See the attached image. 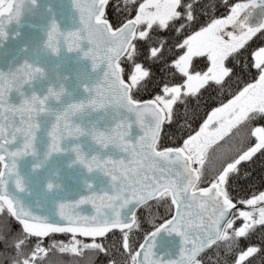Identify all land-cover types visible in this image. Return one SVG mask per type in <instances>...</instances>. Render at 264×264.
Returning a JSON list of instances; mask_svg holds the SVG:
<instances>
[{
	"label": "snow or ice",
	"instance_id": "snow-or-ice-1",
	"mask_svg": "<svg viewBox=\"0 0 264 264\" xmlns=\"http://www.w3.org/2000/svg\"><path fill=\"white\" fill-rule=\"evenodd\" d=\"M38 3L0 0V40ZM69 4L41 45L86 61L81 95L67 73L25 91L46 77L26 57L0 68V264H264V0ZM69 152L80 189L26 200L20 161Z\"/></svg>",
	"mask_w": 264,
	"mask_h": 264
},
{
	"label": "water",
	"instance_id": "water-1",
	"mask_svg": "<svg viewBox=\"0 0 264 264\" xmlns=\"http://www.w3.org/2000/svg\"><path fill=\"white\" fill-rule=\"evenodd\" d=\"M51 4V9L45 7L46 4ZM30 10L24 12L19 25L9 26V36L7 39L0 40V68L8 69L13 67L22 58L39 62L44 65L46 69V77L33 80L31 84L25 83L23 85L25 91L31 89L43 90L45 84L49 80L55 81L63 79L65 73L68 78L64 80V84L68 92L72 96L82 94L79 87L77 75L80 78L85 76L94 77L95 73L87 72V63L84 60L76 58L74 52H66L61 48L58 55H52L41 45V40L44 37V29L47 27L49 17L54 13L56 19L59 21L61 27L69 26L74 23L75 13L70 7L69 0H39V3ZM69 17H72L70 20ZM19 27V34L13 37L11 32ZM22 44H27V48H21ZM59 74V75H58ZM13 99L16 98V93H12ZM67 96H65V99ZM54 103V102H53ZM47 114L41 117V131L38 136V146L42 149L46 137L44 136V128L47 127ZM71 141H66L70 143ZM71 153H54L43 165L42 168L32 172L29 170V163L31 157H27L20 161L21 170L28 175L29 186L31 193H24L26 200H39L47 209H51L52 202L63 195L72 196L80 189V177L85 175L83 169L79 165L67 166L66 161L70 158ZM53 169H59L60 178L63 183L62 189H54L48 192L44 189L43 183L47 176L51 174ZM97 185L104 182L105 178L100 174H95Z\"/></svg>",
	"mask_w": 264,
	"mask_h": 264
}]
</instances>
